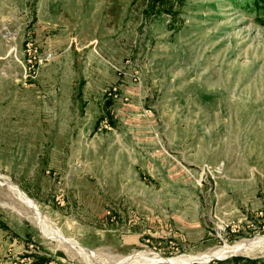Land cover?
<instances>
[{
    "label": "rangeland",
    "instance_id": "rangeland-1",
    "mask_svg": "<svg viewBox=\"0 0 264 264\" xmlns=\"http://www.w3.org/2000/svg\"><path fill=\"white\" fill-rule=\"evenodd\" d=\"M257 237L264 0H0V264H207Z\"/></svg>",
    "mask_w": 264,
    "mask_h": 264
},
{
    "label": "bare ground",
    "instance_id": "bare-ground-1",
    "mask_svg": "<svg viewBox=\"0 0 264 264\" xmlns=\"http://www.w3.org/2000/svg\"><path fill=\"white\" fill-rule=\"evenodd\" d=\"M7 185L12 188L11 190H14L17 192V194H19L22 198V200L28 204L29 206H33L34 209L36 210V206L33 204V201H31V199H29L19 188H17L12 182L10 181H7L6 182ZM39 211V209H37ZM34 211V213L36 214V217L38 218V223H40V227H43L44 229L46 228V226H44V222H43V219L40 218L39 216V213L38 211ZM34 214V215H35ZM35 217V216H34ZM47 225V224H46ZM47 230V233L48 235L54 237V238H59L61 241H65V239L60 235L58 234V232H56L55 230L53 229H49V228H46ZM71 242V241H70ZM264 243V237H257V238H254V239H251L243 244H235L231 247H224L222 248L221 250H218L216 252L213 253V256H216V257H221V256H224L226 253H228L229 251H232V252H243V251H249L255 247H257V245L259 244H262ZM71 245L75 246L76 248H78L80 251L79 252H84L85 253V250L80 247L75 241H72L71 242ZM86 256V254H85ZM193 257H188V256H179V257H176V258H172V259H169V260H165L164 258H161V257H158V256H153V257H149L147 259H145L144 261H147L148 263H152V264H156V263H161V262H171L172 264H184L186 262L189 261V259H192ZM197 259H199V257H195ZM211 258V257H209ZM207 258V259H209ZM204 261V260H203ZM126 263V262H125ZM136 263V261H132V262H127V264H134Z\"/></svg>",
    "mask_w": 264,
    "mask_h": 264
},
{
    "label": "trees",
    "instance_id": "trees-1",
    "mask_svg": "<svg viewBox=\"0 0 264 264\" xmlns=\"http://www.w3.org/2000/svg\"><path fill=\"white\" fill-rule=\"evenodd\" d=\"M47 258H42L35 263H43ZM207 264H264V255L233 254L225 258H216Z\"/></svg>",
    "mask_w": 264,
    "mask_h": 264
},
{
    "label": "built area",
    "instance_id": "built-area-1",
    "mask_svg": "<svg viewBox=\"0 0 264 264\" xmlns=\"http://www.w3.org/2000/svg\"><path fill=\"white\" fill-rule=\"evenodd\" d=\"M35 51H36L35 48H32L30 45L28 46V55H29V57L27 58V60L30 62V64H29L30 66H33L34 64H36L38 66V64L40 62H42L43 60H47L51 56V52L48 51V52H46L44 54V56H38L37 59H35V55H34Z\"/></svg>",
    "mask_w": 264,
    "mask_h": 264
},
{
    "label": "water",
    "instance_id": "water-1",
    "mask_svg": "<svg viewBox=\"0 0 264 264\" xmlns=\"http://www.w3.org/2000/svg\"><path fill=\"white\" fill-rule=\"evenodd\" d=\"M233 253H230L229 255H227V256H222V257H216V256H212L211 258H225V257H228V256H230V255H232Z\"/></svg>",
    "mask_w": 264,
    "mask_h": 264
}]
</instances>
